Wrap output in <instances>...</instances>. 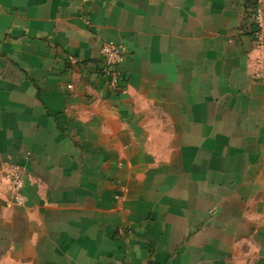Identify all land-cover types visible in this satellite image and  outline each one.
<instances>
[{
    "label": "crops",
    "instance_id": "1",
    "mask_svg": "<svg viewBox=\"0 0 264 264\" xmlns=\"http://www.w3.org/2000/svg\"><path fill=\"white\" fill-rule=\"evenodd\" d=\"M253 2L0 0V261L264 264ZM110 42L127 50L116 94Z\"/></svg>",
    "mask_w": 264,
    "mask_h": 264
},
{
    "label": "built area",
    "instance_id": "2",
    "mask_svg": "<svg viewBox=\"0 0 264 264\" xmlns=\"http://www.w3.org/2000/svg\"><path fill=\"white\" fill-rule=\"evenodd\" d=\"M244 26L249 28L253 41V59L246 62L249 78L255 83H264V0H254L249 12L244 17ZM125 46L119 43H105L101 48V67L99 78L105 82L112 94L120 93L123 74L121 67L126 57ZM72 61V59H69ZM28 178V172L23 164H9L7 167V180L11 206H23L25 198L23 188ZM120 194L115 200H121ZM121 236L126 235L125 229H120Z\"/></svg>",
    "mask_w": 264,
    "mask_h": 264
},
{
    "label": "clouds",
    "instance_id": "3",
    "mask_svg": "<svg viewBox=\"0 0 264 264\" xmlns=\"http://www.w3.org/2000/svg\"><path fill=\"white\" fill-rule=\"evenodd\" d=\"M0 264H10V261L3 260V261H0Z\"/></svg>",
    "mask_w": 264,
    "mask_h": 264
}]
</instances>
